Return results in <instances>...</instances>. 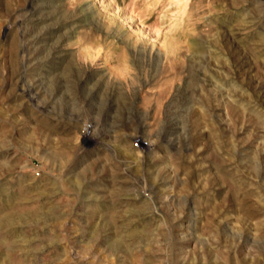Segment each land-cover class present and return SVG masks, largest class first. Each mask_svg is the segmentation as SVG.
Here are the masks:
<instances>
[{
	"label": "rangeland",
	"instance_id": "rangeland-1",
	"mask_svg": "<svg viewBox=\"0 0 264 264\" xmlns=\"http://www.w3.org/2000/svg\"><path fill=\"white\" fill-rule=\"evenodd\" d=\"M0 264H264V0H0Z\"/></svg>",
	"mask_w": 264,
	"mask_h": 264
},
{
	"label": "bare ground",
	"instance_id": "bare-ground-1",
	"mask_svg": "<svg viewBox=\"0 0 264 264\" xmlns=\"http://www.w3.org/2000/svg\"><path fill=\"white\" fill-rule=\"evenodd\" d=\"M176 3L178 4V3H179V1H177ZM177 4H176V5H177ZM161 52H162V50H161V49H159V53H158V54H159V56H161Z\"/></svg>",
	"mask_w": 264,
	"mask_h": 264
}]
</instances>
